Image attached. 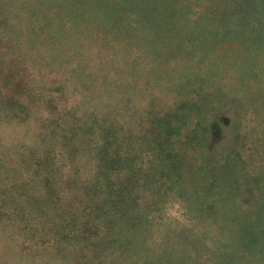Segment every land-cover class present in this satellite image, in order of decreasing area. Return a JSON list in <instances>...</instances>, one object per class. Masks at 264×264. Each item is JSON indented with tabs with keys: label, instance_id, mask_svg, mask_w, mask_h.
<instances>
[{
	"label": "rangeland",
	"instance_id": "374dc122",
	"mask_svg": "<svg viewBox=\"0 0 264 264\" xmlns=\"http://www.w3.org/2000/svg\"><path fill=\"white\" fill-rule=\"evenodd\" d=\"M218 1L0 0V264L185 228L181 261L264 264V3Z\"/></svg>",
	"mask_w": 264,
	"mask_h": 264
},
{
	"label": "trees",
	"instance_id": "16d2710c",
	"mask_svg": "<svg viewBox=\"0 0 264 264\" xmlns=\"http://www.w3.org/2000/svg\"><path fill=\"white\" fill-rule=\"evenodd\" d=\"M215 1H216V7L220 8L221 7L220 2L218 0H215ZM246 1H247V4L250 6V8H252V6H255L256 8H258L259 5H262L264 3V0H246ZM248 5H246V6H248ZM62 71L64 73H66L69 71V68H66L65 70H62ZM82 112L88 113L87 111H85V109L82 110ZM194 189H195V187H194ZM189 232L190 231L188 228H185V230H181V232H179L177 234L180 236L179 240H175L173 237L169 236V234H168L167 235L168 238L165 237L166 241L163 242V244L158 242V241L153 240L152 243H154V244L152 246H150L148 249L152 250L153 253H157V258H159L163 264H178V262H179V264H190L189 262H184V261L179 260V259H181V257H180L181 256V247L190 243V242L194 243L193 241L195 240V238H191L189 236ZM147 246H145V247H147ZM195 248L196 247L192 246V245L185 246V250L189 251L186 254L193 252ZM141 249H144L143 246ZM190 257H191L190 258L191 262L196 261V260H194V256L192 257V255H190ZM184 260H186V259H184ZM150 264H152V263H150Z\"/></svg>",
	"mask_w": 264,
	"mask_h": 264
}]
</instances>
